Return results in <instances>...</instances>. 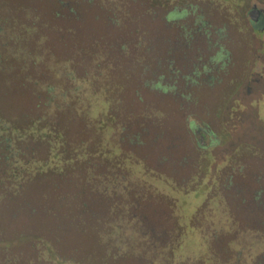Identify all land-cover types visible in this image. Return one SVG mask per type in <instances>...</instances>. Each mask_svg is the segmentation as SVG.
<instances>
[{
    "label": "rangeland",
    "instance_id": "rangeland-1",
    "mask_svg": "<svg viewBox=\"0 0 264 264\" xmlns=\"http://www.w3.org/2000/svg\"><path fill=\"white\" fill-rule=\"evenodd\" d=\"M255 6L264 9V0H0L4 118L26 122L38 116L46 103V87L68 96L78 91L79 84L66 74L105 72L92 64L96 53L127 63L119 78L126 84L128 107L118 121L124 131L115 136L122 153L110 139V161H95L107 181L125 182L127 194L117 197L116 192L106 205L89 194L75 196L72 180L78 174L85 178L82 167L66 177L38 176L24 185L22 196L0 200V264H47V258L56 260V250L72 252L82 243L85 248L80 250L85 251L90 233L83 232L79 217L94 221L91 210L112 219L109 209L117 204L130 205L143 227L177 237L171 264H211L203 234H220L216 246L221 252L223 240L233 237L218 228L223 224L260 226L264 213L256 208L255 192L264 188V28L254 31L249 13ZM171 12L184 14L169 20ZM27 27L36 31L29 33ZM120 44L130 45L127 53L113 51L112 45ZM29 52L43 60L31 62L25 58ZM161 60L164 66L158 69ZM142 63L151 68L145 71ZM206 65L212 68L208 73ZM195 69L203 71L196 83L184 78ZM152 73L166 75L165 82L175 89L166 93L143 86ZM99 86L101 82H91L92 88ZM92 102L91 109L98 107L99 101ZM68 121L71 131L82 137L79 124ZM198 129L205 133L202 142ZM22 146L25 155L46 156L42 145ZM60 192L68 193L67 198ZM47 202L57 208V217L45 214ZM207 206L198 223L196 214ZM70 212L80 228L71 222Z\"/></svg>",
    "mask_w": 264,
    "mask_h": 264
},
{
    "label": "trees",
    "instance_id": "trees-1",
    "mask_svg": "<svg viewBox=\"0 0 264 264\" xmlns=\"http://www.w3.org/2000/svg\"><path fill=\"white\" fill-rule=\"evenodd\" d=\"M183 14L171 12L168 19L175 20L182 17ZM26 29L29 33L31 30L32 32L33 30L36 31L35 27H27ZM116 45H112L113 51L120 50L121 54L123 52L127 53L130 48L129 44ZM134 47L137 49L140 44H135ZM25 58H29L31 62L43 60L38 53L31 55L30 52ZM135 62L137 63V61L130 60L128 63L135 64ZM163 62L162 60L158 62V69L164 66ZM165 62L169 66V72H171L173 70L171 60L168 58ZM92 64H94L96 70L103 68L105 72L94 71L93 74L86 72L82 75H76L74 72H72V75L70 73L66 74V77L79 84L77 85L79 90L75 93L71 92L70 96L65 91L56 92L53 86L44 88L47 99L42 113L33 116L31 120L26 122L11 121L7 117L4 118L0 113V144L3 145L1 149H4L2 156L4 169L0 175V200L8 196L13 198L22 196L25 189L24 185L33 182L38 176L57 175L66 177L69 176L68 171H75L76 168L81 167L82 171H86V176L83 178L78 174L75 180H72L77 189L75 196L82 197V195L89 194L96 197L95 201H102L99 205L103 203L106 205V201L109 202L110 196L115 197L116 192H118L117 197L126 193L128 188L126 189L125 182H121L117 178L116 180L107 181L106 174L97 171L98 166L95 161L98 162V159H101L100 161L105 164L109 160L106 142L110 139L116 141L117 132L123 133L124 131L122 123L120 124L118 121H120L119 117L122 118L128 112L124 99L126 84L119 77L125 68L124 65L127 63L119 57L107 58L106 55L96 53ZM142 68L145 71L149 70L151 64L142 63ZM211 70L212 68L207 65L204 67L206 73ZM201 73L203 71L195 69L192 76L184 78L191 79L196 83ZM211 80L213 79L210 77L209 81ZM165 81L166 75L157 76L152 73L151 76L149 75L145 80L143 79V86L154 90H162L166 93L175 89L173 85ZM27 82L33 83L34 81L31 79ZM91 82H101V86L92 88ZM135 95L142 101L139 90L135 91ZM57 97L58 99L61 98V103H55ZM93 99L96 102L99 101V103L98 107L91 109L90 104L93 103ZM68 100L75 101L73 104H69ZM40 106L39 104L38 108ZM106 116L108 118L104 119ZM65 118L67 120L64 121ZM68 120L79 124L82 137L79 134V136L75 135L73 130L71 131L67 124ZM111 122L113 125L110 129H107L108 124ZM193 125L195 126L194 123ZM196 136L202 142L205 133L203 130L198 129ZM28 143L42 145L46 149V156L40 159L34 155H25L22 145ZM116 145L119 154H121L122 148L118 143ZM127 155L132 157L133 154ZM132 158L134 159V156ZM118 167H121V165H118ZM88 190H90V193ZM67 195L68 193L60 192L62 199L67 198ZM263 195V187L255 192L256 208L262 209L264 213ZM44 198H47L46 194ZM83 205H86V202ZM71 206L72 203L69 207ZM99 209L101 210V208ZM207 209H209L208 206L196 214L195 218L198 223L201 222L202 213L207 212ZM109 210H111L112 219L106 218V220L104 214H91V210L88 211L90 218L97 217L94 221L86 220L83 215L79 217L83 219L80 221V224L84 226L83 232L90 233L87 235L89 244L85 251L80 250L85 248V245L82 246L83 243L80 242L79 245H81H78L79 247L74 246L72 252L56 250L57 252H54L56 260L47 258L46 263L124 264V262L130 261L132 264H137V262L144 260L148 262L147 264H171L173 259L171 249L175 245L177 237L169 238V235L164 232L158 234L149 230L148 226L143 227L144 222L140 221L135 214H132L130 205L117 204ZM44 211L46 215H52L53 217L58 215L57 208L48 202L44 204ZM74 213L70 212V220L73 224L76 223L77 228H80L81 226L77 224V217ZM259 222L260 226L258 225V227L246 223L244 228H241L237 222L223 224L218 227L224 229L222 233L233 236L223 240L224 247L221 252L216 246L219 243L220 234L202 233L209 242L208 256L210 263L264 264V220ZM198 227L201 229V226ZM222 233L221 235H223ZM48 243L50 246L52 245L51 241ZM224 255L226 256L224 257ZM49 259L57 261V263H49ZM201 262L205 264L204 260Z\"/></svg>",
    "mask_w": 264,
    "mask_h": 264
},
{
    "label": "flooded vegetation",
    "instance_id": "flooded-vegetation-1",
    "mask_svg": "<svg viewBox=\"0 0 264 264\" xmlns=\"http://www.w3.org/2000/svg\"><path fill=\"white\" fill-rule=\"evenodd\" d=\"M254 31L259 33L264 28V13L258 10L253 20Z\"/></svg>",
    "mask_w": 264,
    "mask_h": 264
},
{
    "label": "water",
    "instance_id": "water-1",
    "mask_svg": "<svg viewBox=\"0 0 264 264\" xmlns=\"http://www.w3.org/2000/svg\"><path fill=\"white\" fill-rule=\"evenodd\" d=\"M258 10H261V12H263L264 13V9L263 8H261V7H253V9H252V11L249 13V18H250V20L253 22V20H254V17H255V14H256V12L258 11Z\"/></svg>",
    "mask_w": 264,
    "mask_h": 264
}]
</instances>
